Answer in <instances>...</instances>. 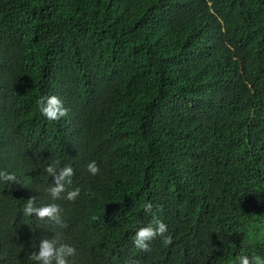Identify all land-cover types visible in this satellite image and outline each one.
I'll return each instance as SVG.
<instances>
[{"label": "trees", "instance_id": "1", "mask_svg": "<svg viewBox=\"0 0 264 264\" xmlns=\"http://www.w3.org/2000/svg\"><path fill=\"white\" fill-rule=\"evenodd\" d=\"M69 165L80 194L53 199ZM0 172V264L56 235L69 264L264 256V0H0ZM157 221L171 242L137 248Z\"/></svg>", "mask_w": 264, "mask_h": 264}, {"label": "clouds", "instance_id": "2", "mask_svg": "<svg viewBox=\"0 0 264 264\" xmlns=\"http://www.w3.org/2000/svg\"><path fill=\"white\" fill-rule=\"evenodd\" d=\"M38 107L40 113L48 120H57L67 114L68 109L64 106L62 99L58 95H42L38 100ZM88 171L95 175L99 172V166L95 160L88 162ZM47 171L55 176L57 169L53 165H49ZM73 175L72 166H65L59 169V176L56 178L55 186H50L48 191L51 193V197L61 198V194L64 193V198L67 200H75L80 194V188L75 187L66 191V184L62 181L65 178H70ZM0 176H4L3 172H0ZM5 179H15L14 173H9L4 176ZM33 198H29L27 204L24 206V213L26 215L35 212L38 218H58V211L60 206L55 203L44 204L41 206H33ZM152 203L147 202L144 206L146 212L152 210ZM167 232V225L163 221H157L156 226L151 224L147 226L139 227L133 237L134 245L139 249L147 250L149 248V241H151L157 235L163 237L165 243L171 242V235L165 236ZM76 249L66 243L61 242L59 235L52 238H43L39 242V250L30 253V260L37 262V264H69L68 258L74 255ZM234 264H264V256L254 255H239L235 258Z\"/></svg>", "mask_w": 264, "mask_h": 264}]
</instances>
